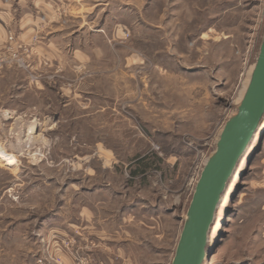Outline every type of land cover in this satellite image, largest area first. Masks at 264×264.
<instances>
[{
    "label": "rangeland",
    "instance_id": "obj_1",
    "mask_svg": "<svg viewBox=\"0 0 264 264\" xmlns=\"http://www.w3.org/2000/svg\"><path fill=\"white\" fill-rule=\"evenodd\" d=\"M47 1L0 35V264H171L264 0ZM263 145L264 115L203 264H264Z\"/></svg>",
    "mask_w": 264,
    "mask_h": 264
},
{
    "label": "water",
    "instance_id": "obj_2",
    "mask_svg": "<svg viewBox=\"0 0 264 264\" xmlns=\"http://www.w3.org/2000/svg\"><path fill=\"white\" fill-rule=\"evenodd\" d=\"M264 115V32L248 85L224 123L196 180L171 264H203L208 233L222 193Z\"/></svg>",
    "mask_w": 264,
    "mask_h": 264
},
{
    "label": "crops",
    "instance_id": "obj_3",
    "mask_svg": "<svg viewBox=\"0 0 264 264\" xmlns=\"http://www.w3.org/2000/svg\"><path fill=\"white\" fill-rule=\"evenodd\" d=\"M26 3L27 0H0V35L3 34L5 27L16 23L17 20L22 26L28 24L30 21L28 10H23L27 9ZM34 4L42 11H49V2L47 0H34L33 6ZM31 18L34 21L35 17L32 16Z\"/></svg>",
    "mask_w": 264,
    "mask_h": 264
},
{
    "label": "bare ground",
    "instance_id": "obj_4",
    "mask_svg": "<svg viewBox=\"0 0 264 264\" xmlns=\"http://www.w3.org/2000/svg\"><path fill=\"white\" fill-rule=\"evenodd\" d=\"M0 157H1V155H0ZM7 158H8L7 163H14L11 157H7Z\"/></svg>",
    "mask_w": 264,
    "mask_h": 264
}]
</instances>
